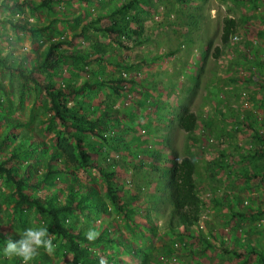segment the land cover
I'll return each instance as SVG.
<instances>
[{
    "label": "rangeland",
    "instance_id": "374dc122",
    "mask_svg": "<svg viewBox=\"0 0 264 264\" xmlns=\"http://www.w3.org/2000/svg\"><path fill=\"white\" fill-rule=\"evenodd\" d=\"M27 1L33 6L25 5ZM123 1L55 0L49 9L39 6L41 0H0V53L15 67L23 61L35 72L47 44L65 37L73 46H59V68L37 69L39 79L53 78L58 88L119 76L126 79L119 94L105 83L67 98L74 110H96L99 125L95 133L88 132L84 145L100 168L112 174L124 210L110 204L104 176L97 168L81 166L71 154L72 146L59 154L58 162L69 160L73 175L53 174L59 184L35 191L45 195L54 189L62 199L65 183L73 179L96 186L109 204L107 212L76 210L65 222L85 232L95 229L118 237L122 245L81 242L102 254L107 264H264L254 253L231 257L213 247L202 250L198 235L169 226L171 206L162 199L175 159L190 157L203 203L199 225L191 230L208 233L212 227L225 232L228 245L264 252V213L250 218L233 212L239 207L235 200L247 208L264 209V174L260 179L241 177L264 172V158L255 154L264 149V0H139L122 14L119 27L126 29V36L99 29L114 25L113 16H118L112 11ZM229 18H234L236 27L224 43L222 33ZM10 19L28 20L39 29L51 25L52 30L38 31L34 40ZM137 22L142 24L139 37L131 31ZM0 82L4 86L0 116L28 124L17 128V134L40 143L33 158L40 156L42 161L32 173L41 176L59 136L65 134L39 87L24 91L18 72L4 63H0ZM186 110L196 119L192 130L180 125ZM4 132L0 123V139ZM14 141L8 140L0 156L10 153ZM30 163L29 156L22 157L17 166L29 170ZM10 191L0 182V236L9 237L0 242V261L7 258L2 250L8 239L21 238L19 232L29 226L47 224V217L34 209L25 215L16 213ZM213 198L221 202L225 198L229 205H216ZM49 233L57 244L54 255L45 253L49 263L73 264L68 242Z\"/></svg>",
    "mask_w": 264,
    "mask_h": 264
},
{
    "label": "trees",
    "instance_id": "16d2710c",
    "mask_svg": "<svg viewBox=\"0 0 264 264\" xmlns=\"http://www.w3.org/2000/svg\"><path fill=\"white\" fill-rule=\"evenodd\" d=\"M55 0H41L39 6L49 7L50 3ZM88 3L98 2L99 4H104L105 0H82ZM139 0H124L118 8L112 11L113 16L112 26H106L99 29L106 31V33L117 36H126V29L120 28V24L123 23L122 14L125 10L130 9L135 6V2ZM179 2L186 3L188 0H177ZM25 5L33 6V2H26ZM23 21V22H22ZM15 21L10 19L12 25L17 29H22L29 31L36 39L38 31L52 30V26H46L45 29L36 28L30 21L22 20ZM96 22L91 21V23ZM137 28L131 30L134 35L139 37L141 35V22H137ZM236 27V22L234 18H229L226 20V25L222 33V41L224 43L228 42L234 28ZM65 39V40H64ZM121 41L120 37H117V42ZM74 42L68 41L65 37L58 40H51L46 47L45 53L42 56V61L36 65L35 72L33 70H28L23 64V61L18 66H14L9 58L3 56L0 53V63H4L5 67L8 69H14L18 72L19 78L22 80V89L24 91L31 90L32 85L39 87L49 100L51 109L53 110V115L56 120H58L61 125V130L65 135L59 136L57 144L51 154L50 159L46 162L47 171L41 176L32 173V168L39 166L42 158L37 156L33 158V153L40 146L38 141H35V137L22 135L18 137L17 128L21 126H27L28 124H23L17 122L14 119H10L7 116H0V123L4 124V135L0 139V151L2 147L8 144V140L13 139L14 146L10 153L4 156H0V182L6 184L10 189V196L14 197V211L20 215H25L26 212L34 209L38 214L45 215L47 217V226L50 232L55 233L56 236L62 238L68 242L69 249L73 253V264H100L101 257H105L97 252L92 251L88 246H84L81 242L93 244L101 241L115 242L120 245L123 243L118 237L109 236L103 234L105 232H99L100 235L97 240L90 242L86 238V233L84 228H74L66 224L65 219L73 214L76 210L84 212L89 210V212H94L97 214L107 212L109 204L105 201V198L100 196L96 186H90L84 182H78L75 179L70 182L65 183V195L62 199L58 198L57 192L53 189L51 194H41L45 192H36L42 187H54L56 184L60 183L59 179H54L53 174H62L68 172L73 175V172L69 168L67 161L62 160L58 162V156L63 150L69 152L72 146L71 154L76 157L75 160L81 166L85 168H97L101 174L104 176L106 181V191L105 196L107 197L110 204H112L117 210H124L123 200L118 194V188L116 182L114 181L112 174L106 173L105 170L101 169L100 166L90 157L89 151L84 145L85 136L88 132L96 131V127L99 125L100 119L95 120L96 110L94 108L87 111L81 109H72L68 105L67 98H74L76 95L86 92L89 89H94L102 84L109 83V87L117 94H119L123 88L122 84L126 82V79L122 76L112 77L110 80H95L86 81L81 86H68L65 88L56 87L53 78L49 79H39L37 77V69L40 71H51L59 68L60 66V54L58 52V47L63 44H70L73 46ZM128 67V66H127ZM0 90H4L3 84L0 82ZM195 116L186 110V115L181 116L180 125L185 130H192L195 126ZM71 139V141L69 140ZM4 140V141H3ZM32 141H35L32 144ZM259 158H264V149L260 148L256 150ZM30 157V169L25 168L20 171L17 166V161L22 159V157ZM195 162L189 157L183 158L180 162L175 159L174 168L169 173L170 178L167 182V194L163 196L168 201L169 206H171L169 226L171 228H183L189 235H198L200 237V242L203 244L202 250L206 251L209 247L217 248L221 250L225 256L229 254L240 257L246 254L254 253L259 256L264 261V252L259 248H254L250 251L248 249L242 248L238 249L234 244L228 245L227 240H225V232H219L215 228L209 227V232L205 233L200 229L196 232L191 230V227L198 226L201 218L202 212V200L198 193L195 181ZM264 172L259 171L258 174L252 173L250 175L242 174L241 177L251 180L253 178L260 179L263 177ZM46 186V187H45ZM217 198V197H216ZM216 205L228 206L229 201L224 200L221 202L219 199L213 198ZM235 204L238 207V216L250 215V218H255L256 213H264V209H255L253 207H245L240 200H235ZM230 209H235L230 206ZM127 212V211H126ZM235 215V216H236ZM14 234V233H12ZM222 239L220 242H215V240ZM9 238L7 235L0 236V242L5 241ZM19 237H16L14 241H18ZM246 242L251 243L250 239ZM106 260V259H105ZM0 264H21L19 259H8L4 258L0 261ZM35 264H51L47 255L44 253L40 258L35 261Z\"/></svg>",
    "mask_w": 264,
    "mask_h": 264
},
{
    "label": "clouds",
    "instance_id": "9594fccd",
    "mask_svg": "<svg viewBox=\"0 0 264 264\" xmlns=\"http://www.w3.org/2000/svg\"><path fill=\"white\" fill-rule=\"evenodd\" d=\"M19 233L21 239L18 241L8 239L2 250L3 255L8 259H19L21 264H35L42 251L49 256L55 254L57 244L54 243L53 234L49 233L47 226H29ZM85 235L88 241L94 242L100 233L95 229H89ZM101 264H107L103 257Z\"/></svg>",
    "mask_w": 264,
    "mask_h": 264
}]
</instances>
